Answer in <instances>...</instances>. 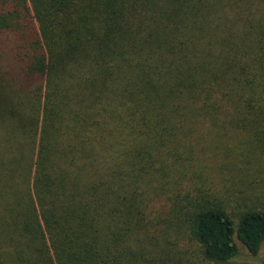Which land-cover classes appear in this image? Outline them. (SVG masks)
Wrapping results in <instances>:
<instances>
[{
	"label": "trees",
	"instance_id": "16d2710c",
	"mask_svg": "<svg viewBox=\"0 0 264 264\" xmlns=\"http://www.w3.org/2000/svg\"><path fill=\"white\" fill-rule=\"evenodd\" d=\"M263 176L264 0H0V264L256 257Z\"/></svg>",
	"mask_w": 264,
	"mask_h": 264
},
{
	"label": "rangeland",
	"instance_id": "374dc122",
	"mask_svg": "<svg viewBox=\"0 0 264 264\" xmlns=\"http://www.w3.org/2000/svg\"><path fill=\"white\" fill-rule=\"evenodd\" d=\"M228 142L231 144V146L233 147L235 146L234 141L230 140ZM216 154H220V153L212 151V153L209 154L207 158H205L208 165L211 166V170L214 172H217L216 170L222 171L216 165V160H214V158L217 157ZM246 172H248L247 169H246ZM224 174H226V172ZM262 179H264V176L259 179L257 178V180H262ZM259 191L260 189L257 190L258 194H259ZM263 195H261L260 200L263 201L264 203ZM180 235L181 233H178V232L173 233V238H171L170 240L172 243L170 249L172 250V252H174V254L177 257L181 254L182 261H184L185 264H215L212 262L205 261L200 255L199 250L196 247V245L193 242H191L187 237L185 238V240L184 239L182 240ZM236 243L239 248V256L236 259H234V261L231 264H264V246L260 254L254 257L247 251L245 246H243L237 239H236ZM164 246L168 247V244L165 243Z\"/></svg>",
	"mask_w": 264,
	"mask_h": 264
}]
</instances>
